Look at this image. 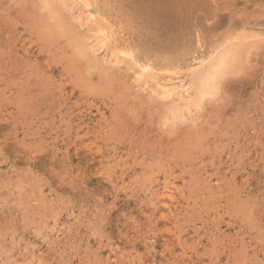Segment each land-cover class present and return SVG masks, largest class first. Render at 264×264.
<instances>
[{"label":"rangeland","instance_id":"rangeland-1","mask_svg":"<svg viewBox=\"0 0 264 264\" xmlns=\"http://www.w3.org/2000/svg\"><path fill=\"white\" fill-rule=\"evenodd\" d=\"M68 1L0 0V264H264V0Z\"/></svg>","mask_w":264,"mask_h":264},{"label":"bare ground","instance_id":"bare-ground-1","mask_svg":"<svg viewBox=\"0 0 264 264\" xmlns=\"http://www.w3.org/2000/svg\"><path fill=\"white\" fill-rule=\"evenodd\" d=\"M70 1H71V0L68 1V5L70 4V3H69ZM84 1H85V0H84ZM88 1H89V0H88ZM92 1H93V0H92ZM25 2L27 3V1H25ZM41 2H42V1H41ZM56 2H57V1H56ZM59 2H60V0H59ZM59 2H58V3H59ZM73 2L76 3V2H79V1H76V2L73 1ZM47 3H48V2H47ZM63 3H64V2H63ZM10 4H11V3H10ZM45 4H46V3H45ZM86 4H87V3H86ZM33 5H35V4H33ZM55 5H56V4H55ZM59 5H60V4H59ZM59 5H58V6H59ZM64 5H65V4H64ZM11 7H12V6H11ZM19 7H20V5H19ZM37 7H38V6H37ZM50 7H51V6H50ZM88 7H89V6H88ZM65 8H66V7H65ZM65 8H64V9H65ZM83 8H84V7H83ZM51 9H52V7H51ZM89 10H90V9H89ZM59 11H60V10H59ZM71 11H72V10H71ZM87 11H88V10H87ZM90 11H91V10H90ZM66 12H67V11H66ZM70 13H71V12H70ZM80 13H81V12H80ZM90 13H91V12H90ZM29 14H30V13H29ZM34 14H35V13H34ZM36 14H37V13H36ZM50 14H53V13H50ZM64 14H65V12H64ZM26 15H27V14H26ZM30 15H31V14H30ZM37 15H38V14H37ZM67 15H69V11H68ZM75 15H76V14H75ZM96 15H97V14H96ZM106 15L108 16L107 13H106ZM35 16H36V15H35ZM76 16H77V15H76ZM76 16H75V17H76ZM78 16H79V15H78ZM78 16H77V17H78ZM83 16H84V15H83ZM90 16H91V15H90ZM30 17H31V16H30ZM30 17H29V18H30ZM72 17L74 18V16H72ZM72 17H70V18H72ZM79 17H81V14H80ZM97 17H98V15H97ZM40 18H41V17H40ZM62 18H64V16H63ZM83 18H84V17H83ZM83 18H82V19H83ZM88 18H89V16H88ZM105 18H107V17H105ZM26 19H27V18H26ZM48 19H49V18H48ZM68 19H69V18H68ZM75 19H76V18H75ZM78 19H79V18H78ZM89 19H90V18H89ZM89 19H88V20H89ZM91 19H92V18H91ZM95 19H96V17H95ZM97 19H98V18H97ZM107 19H108V18H107ZM118 19H119V18H118ZM40 20H41V19H40ZM44 20H46L45 17H44ZM64 20H66V19L64 18ZM105 20H106V19H105ZM112 20H113V19H112ZM112 20H111V21H112ZM114 20H115V19H114ZM25 21H26V20H25ZM42 21H43V20H42ZM70 21H71V20H70ZM75 21H76V20H75ZM84 21H85V20H84ZM26 22H27V21H26ZM30 22H31V21H30ZM30 22H29V23H30ZM78 22H79V21L77 20V21H76V25H77ZM80 22H81V21H80ZM80 22H79V23H80ZM96 22H98V21H96ZM118 22H119V21H118ZM120 22H121V21H120ZM41 23H42V22H41ZM54 23H55V22H54ZM64 23H65V22H64ZM85 23H86V22H85ZM103 23H104V22H103ZM112 23H113V21H112ZM33 24H34V21H33ZM37 24H38V23H37ZM43 24H44V22H43ZM55 24H56V23H55ZM73 24H75V23H73ZM115 24H116V23H115ZM122 24H123V23H122ZM122 24H121V25H122ZM125 24H126V23H125ZM132 24H133V23H132ZM39 25H40V24H39ZM61 25H62V24H61ZM71 25H72V22H71ZM76 25H75V26H76ZM99 25H100V24H99ZM104 25H105V24H104ZM119 25H120V24H119ZM127 25H128V24H127ZM47 26H48V25H47ZM77 26H78V25H77ZM79 26H80V25H79ZM86 26H87V25H86ZM86 26H85V27H86ZM88 26H89V24H88ZM132 26H133V25H132ZM43 27H44V26H43ZM72 27H74V26H72ZM100 27H102V26H100ZM129 27H130V25H129ZM32 28H33V27H32ZM87 28H88V27H87ZM119 28H120V27H119ZM34 29H35V28H34ZM120 29H121V28H120ZM74 30H75V29H74ZM85 30H87V29H85ZM94 30H95V29H94ZM105 30H106V29H105ZM125 30H126V29H125ZM38 31H39V30H38ZM43 31H44V30H43ZM129 31H130V30H129ZM36 32H37V31H36ZM48 32H49V31H48ZM86 32L88 33V31H86ZM93 32H94V31H93ZM98 32H99V31H98ZM108 32H109V31H108ZM111 32H113V31H111ZM111 32H110V33H111ZM126 32H127V31H126ZM135 32H136V31H135ZM52 33H53V32H52ZM78 33H79V32H78ZM103 33H104V31H103ZM103 33H102V34H103ZM73 34H75V33H73ZM98 34H99V33H98ZM104 34H107V33H104ZM113 34H114V33H113ZM82 35H83V34H82ZM118 35H119V34H118ZM132 35H133V34H132ZM136 35H137V34H136ZM32 36H33V35H32ZM66 36H67V35H66ZM110 36H111V35H110ZM128 36H129V35H128ZM52 37H53V36H52ZM91 37H92V36H91ZM91 37H89V38H91ZM111 37H112V36H111ZM113 37H114V35H113ZM132 37H134V36H132ZM78 38H79V37H78ZM130 38H131V37H130ZM135 38H136V37H135ZM232 38H233V37H232ZM258 38H259V37H258ZM46 39H47V38H46ZM75 39H76V38H75ZM95 39H96V38H95ZM107 39H108V38H107ZM114 39H117V38H114ZM131 39H132V38H131ZM50 40H51V39H50ZM53 40H54V39H53ZM53 40H52V41H53ZM78 40H82V39H78ZM89 40H90V39H89ZM101 40H102V39H101ZM120 40H121V39H120ZM125 40H126V39H125ZM128 40H129V39H128ZM133 40H134V39H133ZM135 40H136V39H135ZM238 40H239V39H238ZM85 41H86V40H85ZM91 41H92V39H91ZM105 41H106V40H105ZM108 41H109V40H108ZM130 41H132V40H130ZM41 42H42V41H41ZM80 42H81V41H80ZM83 42H84V41H83ZM88 42H90V41H88ZM88 42H87V43H88ZM100 42H101V41H100ZM103 42H104V41H103ZM118 42H119V41H118ZM122 42H124V41L122 40ZM132 42H133V41H132ZM139 42H140V41H139ZM71 43H72V42H71ZM75 43H76V42H75ZM85 43H86V42H85ZM90 43H91V42H90ZM93 43L95 44V42H93ZM96 43H97V42H96ZM104 43H105V42H104ZM137 43H138V42H137ZM137 43H136V44H137ZM263 43H264V42H263ZM52 44H53V43H52ZM83 44H84V43H83ZM100 44H101V43H100ZM106 44H107V43H106ZM114 44H115V42H114ZM118 44H119V43H117V45H118ZM131 44H133V43H131ZM53 45H54V44H53ZM79 45H80V44H79ZM90 45H91V44H90ZM111 45H112V44H111ZM117 45H115L116 48H117ZM120 45H121V44H120ZM128 45H130V44H128ZM51 46H52V45H51ZM86 46H87V45H86ZM91 46H92V45H91ZM101 46H102V45H101ZM121 46H122V45H121ZM138 46H139V45H138ZM53 47H54V46H53ZM65 47H66V46H65ZM102 47H103V46H102ZM104 47H105V46H104ZM108 47H111V46L108 45ZM130 47H131V46H130ZM78 48H79V47H78ZM86 48H87V47H86ZM93 48H94V45H93ZM99 48H100V47H99ZM123 48H124V46H123ZM110 49H111V48H110ZM128 49H129V48H128ZM54 50H55V49H54ZM79 50H80V49H79ZM83 50H84V49H83ZM121 50H122V49H121ZM126 50H127V49H126ZM137 50H138V49H137ZM140 50H141V49H140ZM94 51H95V53L97 52L96 50H94ZM107 51H109V50H107ZM111 51H112V49H111ZM113 51H114V50H113ZM149 52H150V51H149ZM54 53H55V52H54ZM133 53H134V52H133ZM141 53H142V52H141ZM80 54H81V52H80ZM97 54H98V53H97ZM126 54H127V53H126ZM135 54H136V53H135ZM137 54H138V53H137ZM74 55H75V54H74ZM78 55H79V54H78ZM92 55H93V54H92ZM121 55H122V54H121ZM127 55H128V54H127ZM133 55H134V54H133ZM139 55H140V54H139ZM144 55H145V54H144ZM245 55H246V54H245ZM3 56H4V55H3ZM80 56H81V55H80ZM99 56H100V55H99ZM99 56H98V57H99ZM110 56H111V55H110ZM110 56H109V58H110ZM140 56H141V55H140ZM149 56H150V54H149ZM219 56H220V55H219ZM68 57H69V56H68ZM88 57H89V56H88ZM119 57H120V56H119ZM131 57H132V56H131ZM142 57H143V56H142ZM71 58H72V57H71ZM78 58H79V57H78ZM93 58H94V57H93ZM113 58H114V57H113ZM138 58H139V57H138ZM67 59H68V58H67ZM125 59H126V58H125ZM140 59H141V58H140ZM143 59H144V58H143ZM143 59H142V60H143ZM154 59H155V58H154ZM221 59H222V58H221ZM65 60H66V59H65ZM79 60H81V59H79ZM84 60H85V59H84ZM105 60H106V59H105ZM105 60H104V61H105ZM111 60H112V59H111ZM75 61H76V60H75ZM81 61H82V60H81ZM89 61H90V60H89ZM89 61H88V62H89ZM109 61H110V60H109ZM139 61H140V60H139ZM106 62H107V61H106ZM143 62H144V61H143ZM148 62H149V61H148ZM223 62H224V61H223ZM114 63H115V62H114ZM116 63H117V62H116ZM119 63H120V62H119ZM121 63H122V62H121ZM123 63H124V62H123ZM125 63H126V62H125ZM149 63H150V62H149ZM206 63H207V62H206ZM219 63H220V61H219ZM0 64H1V63H0ZM81 64H82V63H81ZM92 64H93V63H92ZM97 64H98V63H97ZM103 64H104V63H103ZM222 64H224V63H222ZM65 66H66V65H65ZM87 66H88V64H87ZM93 66H94V65H93ZM121 66H122V65H121ZM145 66H146V65H145ZM149 66H150V65H149ZM214 66H215V65H214ZM219 66H220V65H219ZM73 67H74V66H73ZM80 67H81V66H80ZM89 67H90V66H89ZM147 67H148V66H147ZM147 67H146V68H147ZM159 67H160V66H159ZM115 69H117V68H115ZM150 69H151V67H150ZM214 69H215V68H214ZM144 70H145V67H144ZM7 71H9V70H7ZM67 71H68V70H67ZM65 72H66V71H65ZM132 72H133V71H132ZM138 72H139V70H138ZM148 72H149V71H148ZM159 72H160V71H159ZM215 72H216V71H215ZM161 73H162V72H161ZM161 73H159V74H161ZM163 73H165V72H163ZM71 74H72V73H71ZM112 74H115V73H111V75H112ZM140 74H141V73H140ZM142 74H143V73H142ZM154 74H155V73H154ZM166 74H167V72H166ZM75 75H76V74H75ZM146 75H147V74H146ZM162 75H163V74H162ZM204 75H205V74H204ZM135 76H137V75H135ZM143 76H144V74H143ZM143 76H142V77H143ZM156 76H157V75H156ZM156 76H155L154 78H156ZM206 76H207V74L205 75V78H206ZM81 77H82V76H81ZM88 77L90 78V76H88ZM145 77H146V76H145ZM160 77H161V76H160ZM197 77H198V76H197ZM197 77H196V78H197ZM76 78H77V77H76ZM114 78H115V77H114ZM132 78H133V77H132ZM137 78H138V77H137ZM147 78H148V77H147ZM11 79H12V78H11ZM90 79L92 80V78H90ZM150 79H151V77H150ZM161 79H162V78H161ZM168 79L170 80V78H168ZM181 79H182V78H181ZM110 80H111V79H110ZM131 80H132V79H131ZM152 80H153V79H152ZM164 80H165V79H164ZM173 80H174V79H173ZM175 80H176V79H175ZM177 80H178V79H177ZM197 80H198V79H197ZM12 81H13V80H12ZM133 81H134V80H133ZM140 81H141V80H140ZM145 81H146V80H145ZM155 81H156V80H155ZM170 81H171V80H170ZM170 81H169V82H170ZM141 82H144V80H142ZM166 82H167V81H166ZM169 82H168V83H169ZM172 82H173V81H172ZM180 82H181V81H180ZM182 82H183V81H182ZM195 82L197 83V81H195ZM195 82H194V83H195ZM205 82H206V79H205ZM207 82H208V81H207ZM209 82H210V81H209ZM39 83H40V82H39ZM173 83H174V82H173ZM146 84H147V83H146ZM148 84H149V83H148ZM156 84H157V83H156ZM204 84H205V83H204ZM158 85H160V84H158ZM158 85H157V86H158ZM174 85H175V84H174ZM205 85H206V84H205ZM171 86H172V85H171ZM182 86H183V84H182ZM149 87H150V86H149ZM205 87H206V86H205ZM91 88H92V87H91ZM115 88H116V87H115ZM142 88H143V87H142ZM159 88H160V87H159ZM162 88H163V87H162ZM181 88H182V87H181ZM95 89H96V88H95ZM156 89H157V88H156ZM156 89H155V91H156ZM178 89H179V88H178ZM87 90H88V89H87ZM109 90H110V89H109ZM112 90H113V89H112ZM125 90H126V89H125ZM157 90L160 91L159 89H157ZM179 90H180V89H179ZM120 91H121V90H120ZM149 91H150V88H149ZM111 92H112V91H111ZM156 92H157V91H156ZM182 92H183V91H182ZM90 93H91V92H90ZM150 93H151V92H150ZM173 93H175V92H173ZM186 93H187V92H186ZM91 94H92V93H91ZM176 94H177V93H176ZM152 95H153V94H152ZM171 95H172V94H171ZM176 96H177V95H176ZM182 96H183V95H182ZM124 97H125V96H124ZM167 97H168V96H167ZM178 97H179V96H178ZM178 97H177V99H179ZM174 98H175V97H174ZM181 98H182V97H181ZM181 98H180V99H181ZM167 99H168V98H167ZM180 99H179V100H180ZM193 99H194V98H193ZM182 101H183V100H182ZM186 101H187V100H186ZM154 105H155V104H154ZM182 111H183V110H182ZM179 113H180V112H179ZM179 143H180V142H179Z\"/></svg>","mask_w":264,"mask_h":264}]
</instances>
